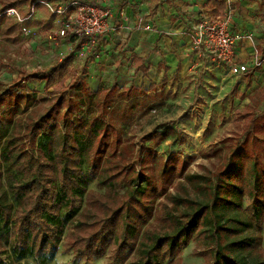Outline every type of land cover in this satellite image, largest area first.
Segmentation results:
<instances>
[{
    "label": "rangeland",
    "instance_id": "1",
    "mask_svg": "<svg viewBox=\"0 0 264 264\" xmlns=\"http://www.w3.org/2000/svg\"><path fill=\"white\" fill-rule=\"evenodd\" d=\"M7 1L0 0V7ZM48 2L50 6L23 4L9 9L5 20L0 21V61H3L0 81L6 84L3 89L29 96L31 103L28 107L24 102L20 104L24 108L20 115L24 123L37 119L59 100L61 104L55 105V120L46 128V133H51V126L59 124V113L65 110L68 101L75 103L81 97L87 101L82 116L98 115L102 110L104 90L117 82L120 89L112 96L113 104L105 118L117 128L111 138V150L116 135H119L128 148L117 153V157L125 156L128 163L136 165L137 171L143 167L152 172L159 186L165 177L164 171H173L176 177L169 185V194L195 199L206 206L215 170L225 163L232 148L244 137L250 96L264 86V0H227L226 10L221 13L231 14L233 30L243 29L252 35L247 43L236 47L238 60L250 64L254 59L262 61V65H256L254 74L240 77L231 74L222 59L215 60L213 51L196 49L193 41L185 38L193 29L198 13L209 8L204 4L197 10H189L192 0H179L180 3L176 0ZM159 11L165 15L173 11L175 16L191 13L192 17L183 18L186 31L163 30L154 17ZM147 25L150 29L146 28ZM143 27L145 31H156L161 38L147 52H143L141 45L139 47L142 42L128 45L129 34L136 37ZM62 29L67 31L66 35L61 34ZM75 37L77 40L73 39ZM159 40L162 41L158 43ZM184 45L191 46L182 48ZM134 55L145 59V65H150L148 72L135 71ZM62 63L66 66L62 75L66 80L64 86L54 90V85L46 87L44 80L34 78L51 73ZM19 69L24 72V77L17 83ZM152 82L155 87H151ZM143 83L146 92L133 98L136 108L130 117L125 116L129 101L121 99L118 93L123 88L139 87ZM8 101L2 109L7 110ZM263 109L264 100L256 111ZM259 135L264 137V133ZM81 151L89 193L82 201L76 200L79 213L66 223L52 257L28 255L21 260H18L17 250L21 209L9 183H14L13 186L19 184L25 171L9 168L0 153L6 203L11 206L9 221L3 222L0 228V264H140L138 247L142 235L134 247L119 253L110 243L102 256L87 259L76 254L73 236L87 227L79 222L92 219L86 215L87 199H106L111 191L100 183V170L93 151L82 148ZM34 159V156L27 159V168L34 164ZM116 190L123 194L125 188ZM164 204L169 205L176 215L187 209L185 204L174 205L164 194L156 199L154 214L147 224L167 225L162 219ZM243 206L247 213L253 214L251 199L247 195ZM208 213L209 209L205 208V216ZM254 227L262 235L264 248V219L256 220ZM208 228L205 218L186 246L172 254L162 251L159 264H213L214 248L204 239Z\"/></svg>",
    "mask_w": 264,
    "mask_h": 264
},
{
    "label": "trees",
    "instance_id": "2",
    "mask_svg": "<svg viewBox=\"0 0 264 264\" xmlns=\"http://www.w3.org/2000/svg\"><path fill=\"white\" fill-rule=\"evenodd\" d=\"M42 1L49 0H9L0 7V21L5 20L9 9L23 4L33 7ZM207 2L214 14H221L226 9L225 2ZM133 58L136 72H148L150 65H145V59L137 55ZM65 69L62 63L51 73L34 78L44 80L46 87L54 85L56 90L65 85L66 80L62 78ZM255 71L256 68L249 74ZM23 77L24 72L19 69L16 82ZM5 87L6 84L0 81V153L9 168L25 171L19 184L13 186L14 183H9L21 209L17 231L18 260L28 255L52 257L66 223L79 213L75 202L82 201L89 193L82 148L93 151L100 170V183L111 191L106 199H87L86 215L92 219L80 221L87 227L73 236L72 244L77 255L87 259L102 256L110 243L119 253L134 247L142 235L138 247L140 264H159L162 251L172 254L186 246L206 218L209 228L204 239L214 248L213 264H264L263 238L254 227L256 220L264 219V137L259 135L264 133V109L256 111L264 100V86L250 96L244 137L232 148L225 163L215 170L206 206L195 199L169 194V185L176 177L173 171H164L165 177L159 186L152 172L143 167L137 171L136 165L128 163L125 156L117 157V153L128 148L119 135H116L111 150V138L117 128L105 118L113 104L112 96L120 89L117 82L104 90L102 110L98 115L82 116L87 103L83 97L75 103L68 101L65 110L59 113V124L51 126V133H46V128L55 120V105L61 102H54L43 115L24 123L20 116L24 108L20 104L24 102L28 107L31 103L29 96L3 89ZM145 92L143 83L139 87L123 88L118 93L121 99L129 101L125 116L130 117L136 108L133 98ZM7 101L9 105L4 110L2 106ZM31 156L35 157L34 164L27 168L26 161ZM118 187L125 188L123 194L116 190ZM164 194L174 205L185 204L187 209L176 215L169 205L164 204L162 219L167 225L147 224L154 214L156 199ZM246 195L251 199L252 215L243 206ZM6 202L7 191L0 173V228L3 222L9 221L11 213V206ZM205 208L209 209L206 216Z\"/></svg>",
    "mask_w": 264,
    "mask_h": 264
},
{
    "label": "built area",
    "instance_id": "3",
    "mask_svg": "<svg viewBox=\"0 0 264 264\" xmlns=\"http://www.w3.org/2000/svg\"><path fill=\"white\" fill-rule=\"evenodd\" d=\"M225 2L227 0H218ZM49 5V2L42 1ZM227 7V5H226ZM226 10V9H225ZM197 20L193 23V29L190 32L192 41L196 49L211 50L214 52V59H222L228 65L231 74L240 77L251 72L257 66L262 65L260 59H254V63L250 64L246 60H238L239 55L236 47L247 43L252 38V35L246 33L242 29L233 30L231 28V14H214L210 8L202 10L196 16ZM150 29V25L146 26ZM62 35H66L65 29L61 30ZM79 37V35H77ZM80 38V37H79ZM77 40V38H73Z\"/></svg>",
    "mask_w": 264,
    "mask_h": 264
},
{
    "label": "crops",
    "instance_id": "4",
    "mask_svg": "<svg viewBox=\"0 0 264 264\" xmlns=\"http://www.w3.org/2000/svg\"><path fill=\"white\" fill-rule=\"evenodd\" d=\"M207 1L208 0H192V6H190L188 9L189 10H197V8L199 6H201V5H203V4L208 8L209 5H208ZM176 2L180 3L179 0H176ZM190 14L191 13H188L186 15L182 14L181 16L180 15L178 16V14H177L176 16H178V17H176L175 14L173 13V11L171 13L166 14V15L163 13V11H159V12H157V14L154 15V17L156 19V23L159 24L162 29L164 28L163 30H172L175 33V32L186 31L185 30L186 24L183 21V18L187 19L188 17L191 16ZM144 20H145L144 23L146 25V19L143 16V20L142 21H144ZM192 21H194V19ZM144 27H143V30L141 29V31L136 33L137 34L136 37H134V35L129 34L130 43L128 45H130V44L133 45V44H137V43L142 42L143 44H138V45H139V47L141 45V48H144L143 52H147L148 49L150 50V48L154 44V42L157 41L158 39H161V38L159 37V35H158V33L156 31L155 32L152 31V30L151 31H148V30L145 31ZM185 38L188 41H190V40L192 41L190 33L186 34ZM161 41L162 40H159L158 43H160ZM190 46L191 45H184L182 48L189 49Z\"/></svg>",
    "mask_w": 264,
    "mask_h": 264
}]
</instances>
